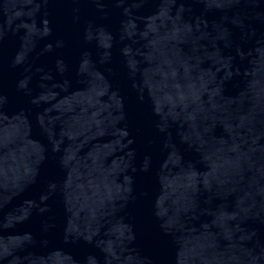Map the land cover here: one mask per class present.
<instances>
[{
  "label": "water",
  "instance_id": "water-1",
  "mask_svg": "<svg viewBox=\"0 0 264 264\" xmlns=\"http://www.w3.org/2000/svg\"><path fill=\"white\" fill-rule=\"evenodd\" d=\"M0 264H264V0H0Z\"/></svg>",
  "mask_w": 264,
  "mask_h": 264
}]
</instances>
